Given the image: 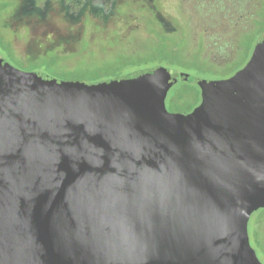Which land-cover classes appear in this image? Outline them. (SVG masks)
Segmentation results:
<instances>
[{
	"label": "water",
	"instance_id": "water-1",
	"mask_svg": "<svg viewBox=\"0 0 264 264\" xmlns=\"http://www.w3.org/2000/svg\"><path fill=\"white\" fill-rule=\"evenodd\" d=\"M195 82L189 113L169 88ZM264 30L217 81L153 67L59 79L0 54V264H262Z\"/></svg>",
	"mask_w": 264,
	"mask_h": 264
},
{
	"label": "flooded vegetation",
	"instance_id": "flooded-vegetation-1",
	"mask_svg": "<svg viewBox=\"0 0 264 264\" xmlns=\"http://www.w3.org/2000/svg\"><path fill=\"white\" fill-rule=\"evenodd\" d=\"M21 1L23 0L0 1V41L7 45V50L11 52L22 65L25 64L26 61L25 55L21 53L22 51L17 49L14 43L15 41H31L34 37L33 33L38 31L40 34L45 32L53 38L56 36L63 37L64 41L61 43L62 49L59 50L60 57L71 56L65 55L68 54L70 50L61 54L63 49L69 46V41L73 42L70 48L74 49L76 52L80 50L77 56H82L83 49H85L86 46L80 43L81 38L76 37L73 40L67 39L70 33L76 32L74 30H78L76 33L80 36L79 30H81V23L70 21L68 18L77 13L81 8L87 9L88 13L92 12V14L90 13V17L94 20L93 23L101 25L100 21L93 15V12L98 10L101 14H110V9L112 7L114 8L115 5L116 7L122 6L121 8H123L124 11L120 16H117V22L126 24L130 29L144 28V32L145 30L149 31L147 33L148 36L151 35V33L156 34L158 39L160 37V39L163 38L164 41H167L166 37H169L171 40L177 42L181 40L190 41L191 45L195 46H198L200 43L203 44L204 49L206 48L205 52L198 54V57L201 59L206 58L209 65L214 68L213 71L216 72V76L212 78H199L206 81L225 79L243 68L252 55L260 33L264 30V0H56L57 3H53L50 0H27L26 6H28V14L26 15H24L21 10L18 12ZM37 7H41V12L37 13L36 10H34ZM84 9L82 10L84 11ZM45 13L47 15L41 18L40 15H44ZM55 15L59 17L61 22L59 24L62 28L61 31H63V33L57 34L56 36L52 32H49L51 25H55L54 22L49 23V20L55 17ZM85 17H87V15H85ZM197 21L201 22L197 24ZM109 24H111V19L106 22V25ZM42 27L45 30H41ZM181 29L186 31L182 37L178 35L179 32L181 33ZM16 30L22 31L24 39H21V37L16 34H6L5 32H15ZM195 30L201 32L199 42ZM251 32L256 33L254 39L248 36ZM119 34L122 35L121 38H123L127 33L120 31ZM105 48L108 50L111 49L108 47ZM90 49L91 47L87 51ZM87 51H85V53ZM99 51L101 53L97 56L95 55V58L101 59L104 57L105 49H99ZM132 52L133 51L130 53L132 54ZM185 56L186 59L191 58L189 52ZM59 58H56L51 69L58 63ZM236 58H243V62L235 69L227 71L226 68L228 65L233 64L237 60ZM50 59L52 58L44 59V61ZM184 60L185 59H182V61ZM82 61L85 62L84 65L86 69H90L87 67L89 62L88 56L86 60ZM153 67L163 66H140L128 72L113 74L109 78ZM220 69L223 71L219 72ZM62 71H69V69H65L63 66ZM74 80L84 79L79 78ZM93 81L99 80L93 79ZM180 82L190 85L191 87L185 86L187 88L177 90L168 96L170 89ZM180 82L173 84L169 88L164 99L165 107L170 113H189L200 98L201 88L199 84L187 81ZM253 213H257L255 218V230L252 234L256 246L255 248L251 247L254 249L256 256L259 250L264 259V206L254 210L249 215L248 221ZM260 262L264 264V260Z\"/></svg>",
	"mask_w": 264,
	"mask_h": 264
},
{
	"label": "rangeland",
	"instance_id": "rangeland-1",
	"mask_svg": "<svg viewBox=\"0 0 264 264\" xmlns=\"http://www.w3.org/2000/svg\"><path fill=\"white\" fill-rule=\"evenodd\" d=\"M2 2V0H0ZM53 3H57L56 0H50ZM57 5V4H55ZM115 7L110 9V14H101L100 11L96 10L93 12L94 16L100 21L101 25L93 23V19L90 17L92 12L88 13L87 9L81 8L77 13L73 14L68 18L70 21H76L81 23V30H79L80 36L76 32L70 33L67 39L73 40L76 37L81 38L80 43L85 44L86 48L83 49L82 56H77L79 51H74L70 48L72 41H69V46L61 52V54L66 53L70 50L68 54L71 55L66 57H60V49H62V44L64 39L61 36H56L57 34L63 33L61 31V26L59 23L60 19L58 16L50 18L49 23L54 22L55 25H51L49 32H52L56 37L42 32L33 33V39L31 41H15V46L18 50L22 51L25 55V64H15L13 61L8 60L3 50L0 48L1 56L7 60L12 66L25 71H38L45 73L54 78L62 77H79L88 82L93 81V78H99L98 80L109 78L112 74L128 72L133 68L146 65H160L172 70L181 71L188 73L192 76L198 78H212L216 76L214 68L209 65L206 58H199L198 54L205 52L203 44L198 46L191 45L190 41L181 40L179 42L171 40V38L166 37L167 41L163 38L158 39L156 34L147 35L149 31L143 29H130L126 24H121L117 22V16H120L124 11L123 8ZM84 9V11L82 10ZM87 13V14H86ZM87 15V17H85ZM264 17V16H263ZM111 19V24L106 25V22ZM4 20V19H3ZM201 21H197L199 24ZM41 30H45L42 29ZM120 31H124L127 34L125 37L121 38L122 35L119 34ZM191 31V29H190ZM256 31V30H254ZM6 34H16L24 39L22 31H5ZM186 31L181 29V33L178 35L182 37ZM198 38V42L201 38V32L195 30ZM40 34V35H38ZM256 33L251 32L248 36L254 39ZM243 37V36H242ZM83 40V41H82ZM135 42V44H134ZM248 42V41H244ZM251 42V41H250ZM249 42V43H250ZM91 49L87 51L90 47ZM195 46V47H194ZM105 47L111 48L110 50ZM78 49V48H76ZM99 49H105L103 58H95L101 52ZM132 49V50H130ZM85 51H87L85 53ZM131 51L132 54L130 53ZM103 52V51H102ZM191 54L190 59H186L187 53ZM76 54V55H75ZM74 55V56H72ZM88 56L89 62L88 66L90 69L86 70L85 62ZM168 56V57H167ZM60 57V58H59ZM49 58H59L58 63L51 70H45L44 59ZM185 59L187 61H182ZM233 63L228 65L227 71L235 69L240 63L243 62L242 59H238ZM60 66V67H59ZM69 69V73H63L62 68ZM223 70H219L222 72ZM58 75L57 73H60ZM215 73V74H213ZM218 73V72H217ZM97 80V79H96ZM191 87L190 85L183 84L182 82L174 85L168 92V96L177 90L183 88ZM192 102V101H190ZM257 213H253L248 221V236L250 245L255 248V241L253 238V232L255 230V218ZM257 256L260 261L264 260L261 256L259 250Z\"/></svg>",
	"mask_w": 264,
	"mask_h": 264
},
{
	"label": "trees",
	"instance_id": "trees-1",
	"mask_svg": "<svg viewBox=\"0 0 264 264\" xmlns=\"http://www.w3.org/2000/svg\"><path fill=\"white\" fill-rule=\"evenodd\" d=\"M27 5V0H23V1H21L20 2V4H19V9H18V12L21 10L22 12H23V14L24 15H26V14H28L27 12H28V6H26ZM41 7H37L36 9H34V10H36V12L38 13V12H41ZM40 15V14H39ZM47 14L45 13L44 15L43 14H41L40 16H41V18H43V17H45ZM0 48L1 49H3L4 51V53H5V55H6V57L8 58V60H11V61H13L15 64H21L15 57H14V55H12L11 54V52H9L8 50H7V45H5L4 44V42H2V41H0ZM55 60H56V58H52V59H50V60H46V61H44V65H45V70H47V71H49V70H51V66H52V64L55 62ZM86 70H88V69H86ZM64 74L65 73H69V71H62ZM58 75H60L61 74V72L60 73H57ZM113 75V74H112ZM65 78H68V79H79V77H62V78H60V79H65ZM94 79V78H93ZM96 79H99V78H95L94 80H96Z\"/></svg>",
	"mask_w": 264,
	"mask_h": 264
}]
</instances>
